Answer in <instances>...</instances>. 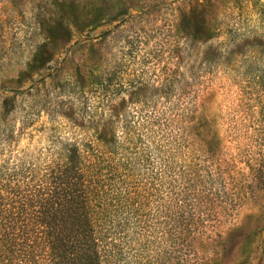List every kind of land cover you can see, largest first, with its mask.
<instances>
[{
	"label": "trees",
	"instance_id": "16d2710c",
	"mask_svg": "<svg viewBox=\"0 0 264 264\" xmlns=\"http://www.w3.org/2000/svg\"><path fill=\"white\" fill-rule=\"evenodd\" d=\"M240 22L190 33L170 77H148L145 37L106 32L99 96L0 99V264H202L222 213L264 192V33Z\"/></svg>",
	"mask_w": 264,
	"mask_h": 264
},
{
	"label": "rangeland",
	"instance_id": "374dc122",
	"mask_svg": "<svg viewBox=\"0 0 264 264\" xmlns=\"http://www.w3.org/2000/svg\"><path fill=\"white\" fill-rule=\"evenodd\" d=\"M230 21L264 33V0H0V99L23 109L36 94L75 107L99 96L106 32L114 50L121 36L145 37L154 51L148 77H170L178 56L190 64V33L204 41ZM199 250L202 264H264V192L237 213H222Z\"/></svg>",
	"mask_w": 264,
	"mask_h": 264
}]
</instances>
